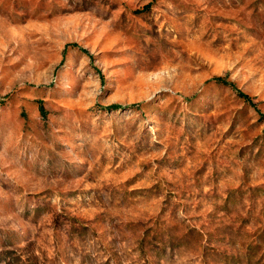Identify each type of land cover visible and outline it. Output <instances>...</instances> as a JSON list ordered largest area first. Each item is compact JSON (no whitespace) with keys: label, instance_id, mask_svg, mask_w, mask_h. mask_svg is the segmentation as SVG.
<instances>
[{"label":"rangeland","instance_id":"obj_1","mask_svg":"<svg viewBox=\"0 0 264 264\" xmlns=\"http://www.w3.org/2000/svg\"><path fill=\"white\" fill-rule=\"evenodd\" d=\"M259 110L264 0H0V264H264Z\"/></svg>","mask_w":264,"mask_h":264},{"label":"trees","instance_id":"obj_2","mask_svg":"<svg viewBox=\"0 0 264 264\" xmlns=\"http://www.w3.org/2000/svg\"><path fill=\"white\" fill-rule=\"evenodd\" d=\"M215 79L218 81V82H222V83H226V84H231L229 83L230 81H228L226 78L224 77H215ZM237 93L240 97H242L246 102L252 104V105H255L254 103V100H253V97L251 95H249L248 93L244 92V91H241V90H238L237 89ZM256 106V105H255ZM41 112H44L45 111V108L43 105H40L39 106ZM259 113H260V116L262 119H264V113H262L260 110H259Z\"/></svg>","mask_w":264,"mask_h":264}]
</instances>
